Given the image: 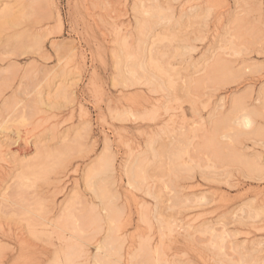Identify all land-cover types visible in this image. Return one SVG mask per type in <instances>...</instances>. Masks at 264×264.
<instances>
[{"label":"rangeland","instance_id":"1","mask_svg":"<svg viewBox=\"0 0 264 264\" xmlns=\"http://www.w3.org/2000/svg\"><path fill=\"white\" fill-rule=\"evenodd\" d=\"M0 264H264V0H0Z\"/></svg>","mask_w":264,"mask_h":264},{"label":"bare ground","instance_id":"2","mask_svg":"<svg viewBox=\"0 0 264 264\" xmlns=\"http://www.w3.org/2000/svg\"><path fill=\"white\" fill-rule=\"evenodd\" d=\"M21 172V171H20ZM24 172V171H23ZM25 173V172H24ZM16 175V174H15ZM17 180V179H16ZM14 184V182H12ZM15 187V186H14ZM17 187V186H16ZM20 193V192H19Z\"/></svg>","mask_w":264,"mask_h":264}]
</instances>
